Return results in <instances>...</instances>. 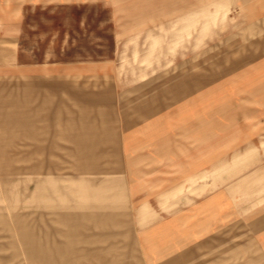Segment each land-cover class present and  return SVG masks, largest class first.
I'll use <instances>...</instances> for the list:
<instances>
[{
    "label": "crops",
    "instance_id": "crops-1",
    "mask_svg": "<svg viewBox=\"0 0 264 264\" xmlns=\"http://www.w3.org/2000/svg\"><path fill=\"white\" fill-rule=\"evenodd\" d=\"M228 1L238 10L212 43L219 52L206 55V69L175 76L181 82L26 73L49 95L29 125L62 127L50 131L62 137L36 141L100 159L78 171L79 198L102 206L96 236L109 245L95 253L111 264H264V0Z\"/></svg>",
    "mask_w": 264,
    "mask_h": 264
},
{
    "label": "rangeland",
    "instance_id": "rangeland-1",
    "mask_svg": "<svg viewBox=\"0 0 264 264\" xmlns=\"http://www.w3.org/2000/svg\"><path fill=\"white\" fill-rule=\"evenodd\" d=\"M237 8L228 0H0V264H111L110 254L95 253L109 245L96 236L102 206L79 198L78 171L100 159L74 156L62 140L36 141L62 137L50 132L62 127L29 125L49 95L26 73L99 69L117 71L121 86L181 82L175 76L207 68Z\"/></svg>",
    "mask_w": 264,
    "mask_h": 264
}]
</instances>
